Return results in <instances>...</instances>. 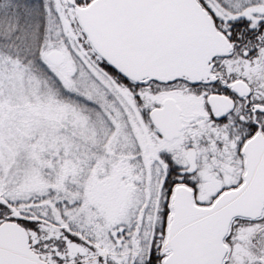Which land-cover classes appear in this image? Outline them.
Masks as SVG:
<instances>
[{
	"label": "snow or ice",
	"instance_id": "obj_1",
	"mask_svg": "<svg viewBox=\"0 0 264 264\" xmlns=\"http://www.w3.org/2000/svg\"><path fill=\"white\" fill-rule=\"evenodd\" d=\"M0 264H264V0H0Z\"/></svg>",
	"mask_w": 264,
	"mask_h": 264
}]
</instances>
